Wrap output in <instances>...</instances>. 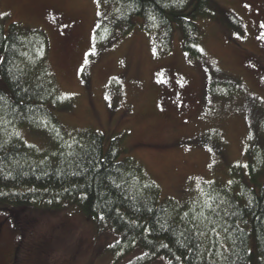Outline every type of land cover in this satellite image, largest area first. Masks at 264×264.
<instances>
[{
	"label": "rangeland",
	"instance_id": "rangeland-1",
	"mask_svg": "<svg viewBox=\"0 0 264 264\" xmlns=\"http://www.w3.org/2000/svg\"><path fill=\"white\" fill-rule=\"evenodd\" d=\"M215 1L235 14L241 30L219 13L200 17L198 57L187 51L174 19L189 17L198 0L187 11L170 14L174 35L168 50L161 33L141 28V19L129 34L106 43L111 7L101 0H0V16L7 32L16 23L47 34L48 63L69 102L56 110L67 134L100 132L106 149L123 138L122 158H133L163 199L186 203L214 185L237 188L244 181L259 189L250 173L264 166V0ZM103 23L107 31L97 35ZM213 79L222 97L210 96ZM233 80L241 91L225 97L224 83ZM0 89L9 93L1 77ZM23 134L31 144L47 145L39 133ZM258 181L264 184V172ZM119 243L118 234L100 233L77 206L0 204V264H141L147 259L140 249L128 252Z\"/></svg>",
	"mask_w": 264,
	"mask_h": 264
},
{
	"label": "trees",
	"instance_id": "trees-1",
	"mask_svg": "<svg viewBox=\"0 0 264 264\" xmlns=\"http://www.w3.org/2000/svg\"><path fill=\"white\" fill-rule=\"evenodd\" d=\"M101 1L111 7L112 28L106 43L129 34L141 19L143 30L161 33L167 50L174 35L170 14L185 12L195 2ZM216 13L227 18L235 31L241 30L235 14L215 0H198L189 17L174 18L192 56H201L202 30L197 21ZM104 29L103 23L97 35L106 33ZM50 47L45 32L16 23L7 32L0 16V77L9 90L0 89V204L51 210L77 206L95 220L100 233L118 234L119 246L128 252L143 251L147 259L141 264L160 260L165 264H264V184L258 181L264 166H255L250 173L259 189L243 181L237 188L214 185L186 203L163 199L160 187L143 168L133 158H122L123 138L112 140L106 149V137L100 132L67 134L56 110L67 108L69 102L61 96L48 63ZM218 83L213 79L210 84L213 98L221 96ZM224 84L225 97L241 91L238 80ZM26 130L47 138V145L29 143L23 134ZM209 204L219 215L212 213ZM193 207L196 222L191 219ZM184 212L189 216L182 221ZM208 217L218 221L215 232ZM193 223H199L206 235L193 238Z\"/></svg>",
	"mask_w": 264,
	"mask_h": 264
},
{
	"label": "snow or ice",
	"instance_id": "snow-or-ice-1",
	"mask_svg": "<svg viewBox=\"0 0 264 264\" xmlns=\"http://www.w3.org/2000/svg\"><path fill=\"white\" fill-rule=\"evenodd\" d=\"M228 183H231V181H229ZM117 187H119V185H117ZM197 188H199V185H197ZM201 192H203V189L200 190ZM213 214L215 215H219L215 209H212L211 205H207ZM192 212H193V216L191 217L192 221L196 222L198 220V215L196 214V211H195V208L193 207L192 209H190ZM199 215H203V213H200ZM189 216V213L188 212H184L183 213V216L180 217V219L183 221L186 217ZM209 220V223H211L213 225V228H212V231H216V226L218 225V221H215V220H211L210 217L206 218ZM190 231L192 232V236L193 238L194 237H203L206 235V233L203 231V230H200L199 228V223H193L192 224V228L190 229ZM224 231H227V228H224ZM217 236H219V233L217 232L216 233ZM163 247L167 248L168 245H163ZM177 260L180 259V257H176ZM169 264H172V261H169Z\"/></svg>",
	"mask_w": 264,
	"mask_h": 264
},
{
	"label": "flooded vegetation",
	"instance_id": "flooded-vegetation-1",
	"mask_svg": "<svg viewBox=\"0 0 264 264\" xmlns=\"http://www.w3.org/2000/svg\"><path fill=\"white\" fill-rule=\"evenodd\" d=\"M15 259L18 261V257H17V256H16V258H15ZM15 259H14V260H15Z\"/></svg>",
	"mask_w": 264,
	"mask_h": 264
}]
</instances>
